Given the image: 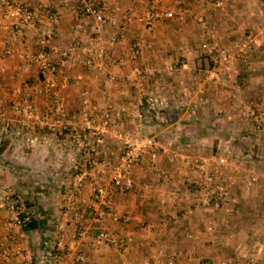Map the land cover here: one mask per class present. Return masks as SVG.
I'll list each match as a JSON object with an SVG mask.
<instances>
[{
    "label": "crops",
    "instance_id": "obj_1",
    "mask_svg": "<svg viewBox=\"0 0 264 264\" xmlns=\"http://www.w3.org/2000/svg\"><path fill=\"white\" fill-rule=\"evenodd\" d=\"M20 1L38 13L20 34L0 1V264L4 255L11 264L29 257L33 264H51L52 249L59 251L55 264H166L170 259L174 264H264V189L247 186L258 177L264 185V155L253 150L264 148V135L245 114L250 99H264V0H220L219 7L158 0L159 12L181 1L184 18L159 17L151 31L143 15L154 0H104L106 22L96 33L94 20L78 10L80 0ZM248 33L259 46L247 61L212 60L211 49L232 52ZM42 41L50 53L74 42L105 48L100 70L85 67L79 50L70 62H61L56 81L68 116L82 125L77 111L86 92L91 111L109 108L115 127L158 141L156 161L145 157L133 168L134 189L111 196L113 212L131 213L127 223L104 222L112 232L131 236L132 244L122 252L107 243L96 245L94 228L75 237L73 212L61 215L79 153L62 134L42 126L49 103L33 92L41 77L38 63L27 57ZM53 58L61 61L59 54ZM106 72L114 80L107 82ZM209 72L215 77L208 79ZM25 100L37 109L27 127L12 108ZM101 139L104 159L116 161L119 149L110 131ZM182 157L200 158L215 181L226 180V202H206L200 187L206 173ZM92 189L88 183L82 190L86 201ZM24 199L34 203L39 230L24 231L15 220ZM79 213L86 217L82 209ZM80 254L83 262L76 261Z\"/></svg>",
    "mask_w": 264,
    "mask_h": 264
},
{
    "label": "built area",
    "instance_id": "obj_2",
    "mask_svg": "<svg viewBox=\"0 0 264 264\" xmlns=\"http://www.w3.org/2000/svg\"><path fill=\"white\" fill-rule=\"evenodd\" d=\"M0 1L6 7V14L11 19V25L16 34H20L24 26L33 25L38 20V13L24 2L20 0ZM199 1L204 7H219L221 5L220 0ZM158 3V0L152 1L144 11L143 20L146 30L151 31L159 17L178 20L184 18V12L180 8L181 1H176L175 6L163 7L160 12L157 7ZM107 9L104 0H80L78 5L80 13L94 20L95 33L106 22ZM197 21L206 26L202 16H198ZM78 28H83V25L80 24ZM91 40L93 41L94 37H91ZM40 44L41 46L36 53L29 54L27 57L38 63L41 77L39 85L33 89V92L43 94L49 103V107L43 116L42 126L46 127L52 134H62L71 151L79 153L78 160L72 165L73 173L69 182L70 193L64 204L66 210L61 215L66 217L68 209L73 212L72 218L77 225L75 237H84L94 228L96 230L94 237L96 245L107 243L116 251L122 252L132 244L131 236L112 232L105 226L104 222L109 218L113 222L127 223L131 220V213L129 211L121 214L113 212L114 204L111 196L113 194L123 196L134 189L131 172L145 157H148L152 163L156 161L158 141L151 135H131L115 127L116 115L109 108L97 112L91 111L90 99L86 92L82 96L77 111L82 125L78 124L75 117L68 116L56 81V74L62 72L61 62H70L71 55L74 51L79 50L83 54L85 67L103 69L107 54L101 43L94 42L93 46H89L74 42L64 51L54 48L52 53L45 49L44 41ZM258 46L255 37L248 33L234 44L232 52L211 49L209 54L212 60L218 64H229L236 59L245 62ZM10 52V49L5 51L6 54H10ZM53 54L61 56L60 64L53 60ZM105 74L107 82L114 80L115 76L112 73L106 72ZM214 77V72H209L207 75L208 79ZM3 105H7V103H3ZM12 108L19 115L20 124L23 127L29 125V119L37 112L35 105L29 100H25L24 106L15 104ZM245 114L254 118L255 130L264 133V99H250L247 102ZM108 131H110V139L119 149L117 159L113 162L106 161L102 151L101 135ZM173 156L176 155L173 154ZM181 161L206 173L205 183H207V187L204 190L206 202L218 206L226 192V180L215 181L206 172L208 171L207 164L200 158L187 159L182 157ZM218 163L224 165V158H219ZM214 171L218 172L217 169ZM88 183L93 184V189L92 197L86 201L81 192ZM80 209L85 212L86 217L80 215ZM18 214L19 212L16 213L15 220L19 225L29 220L28 216L19 220ZM49 256L53 260H57L58 257L52 251H50ZM84 260L85 257L81 254L76 258L77 262ZM3 263L11 264L9 256H3ZM222 263L225 264V262ZM24 264H33L31 257L27 258ZM166 264H174L173 259L168 260Z\"/></svg>",
    "mask_w": 264,
    "mask_h": 264
},
{
    "label": "trees",
    "instance_id": "obj_3",
    "mask_svg": "<svg viewBox=\"0 0 264 264\" xmlns=\"http://www.w3.org/2000/svg\"><path fill=\"white\" fill-rule=\"evenodd\" d=\"M17 208L22 207L21 211H19L18 218L22 220L24 217L28 216L29 220L26 223H21V227L24 231H32V230H39V221L36 218V211L34 210V203L32 200L24 199L23 205L20 206L19 204L16 206ZM53 254L58 255L59 251L57 249L51 250Z\"/></svg>",
    "mask_w": 264,
    "mask_h": 264
},
{
    "label": "rangeland",
    "instance_id": "obj_4",
    "mask_svg": "<svg viewBox=\"0 0 264 264\" xmlns=\"http://www.w3.org/2000/svg\"><path fill=\"white\" fill-rule=\"evenodd\" d=\"M255 129V128H254ZM259 133H262V132H259ZM263 135H264V133H262ZM250 149H253V148H250ZM254 150V152L255 153H262L263 155H264V148L262 149V148H255V149H253ZM263 151V152H262ZM226 152V151H225ZM224 156V155H223ZM246 165V164H245ZM257 165H259V164H257ZM73 167V166H72ZM246 167L248 168V169H251V168H253V167H249V165L247 166L246 165ZM256 168V167H255ZM259 168V167H258ZM264 170V169H263ZM258 172H262L261 170L260 171H258ZM214 173H216V174H218V172H215L214 171ZM215 174V178H216V175ZM212 178H214V177H212ZM261 178H254V179H250L251 181L247 184V186H250V184L251 183H253V186H255V187H259V188H263L264 189V185H263V183H262V181L260 180ZM200 187H202L203 189L205 188V187H207V183H203L202 185H200ZM205 190V189H204ZM204 198H205V195H204ZM226 197L224 198H222V201H224V202H226ZM60 210H61V208H60ZM56 262H55V260H51V264H55Z\"/></svg>",
    "mask_w": 264,
    "mask_h": 264
}]
</instances>
